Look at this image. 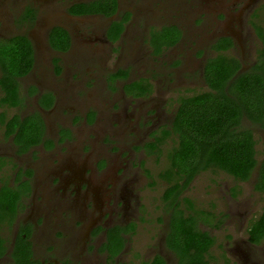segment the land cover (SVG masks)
I'll use <instances>...</instances> for the list:
<instances>
[{"label":"rangeland","instance_id":"374dc122","mask_svg":"<svg viewBox=\"0 0 264 264\" xmlns=\"http://www.w3.org/2000/svg\"><path fill=\"white\" fill-rule=\"evenodd\" d=\"M68 1L0 0V37L7 38L5 36L24 33L35 43L40 44V50L42 25L51 22L50 19H53L51 23L53 24L62 18L64 15L62 7H66ZM228 1L229 4L226 5V0H120V15L127 17L128 20V37L133 31L138 32L135 42L140 47V62L132 60L133 62L130 63L124 58L127 55L131 59L130 47L135 44L128 37H125L121 44L113 46L102 43L103 30L99 28L101 23L99 19L94 20L98 23L96 26H91L95 40L92 48L88 42L86 43L87 39L83 41L85 37L81 35L82 31L76 32L77 22H68L67 28L72 35V47L65 60L89 68L85 84L89 85L90 89L83 92L82 82L74 80L71 72L64 70L56 77L59 81H64V84L58 85L57 82H52V85L48 86L57 92L58 105L51 112L42 115V120L48 138L55 137L57 129L67 126L71 120H78L75 124L74 141L68 146L64 158L67 164L76 165L71 168L70 175L59 174L58 169L50 166L45 173L37 175L35 189L45 193L54 186H64L68 181L73 183L82 181L83 185H88L95 206L101 207L102 198L108 194L103 181H108L111 187L119 177L120 182L130 179L131 185L127 188L128 195L132 190L133 197L132 209L129 211L130 219L123 222L120 218V224L126 227L134 225V227L125 234L126 243L120 264H138L144 261L145 256L152 258L154 254L166 253L162 245V237L168 223V212L162 195L167 185L158 175L167 167L166 153L174 147L175 138L171 136L166 140L165 147L168 150L163 153L160 160L150 156L145 158L142 151H136V154L129 159L135 164L133 168L136 171L133 172L136 175L132 176L123 171L122 165L126 162L113 154L109 157V167L104 176L97 177L90 170L91 162L95 159L91 152L103 151L105 142L114 141L117 147L125 144L126 136H134L138 131V125L143 124L145 117L150 118L157 105L160 106L159 112H162L161 109L165 108V105L166 111L174 110L180 97L204 91L201 69L204 61L207 62L208 59L218 55L215 37L220 36L233 42L236 48L232 54H235L245 67L241 72L251 68L261 48V40L255 32L254 24H260L256 15L261 14L264 0L253 3H249V0H234L232 1L234 6L230 0ZM23 8H33L34 13L41 16V24L36 25L34 21L22 29L19 23L22 21ZM61 23L65 25L64 22ZM166 26H176L180 30L182 39L175 46L167 47L159 56H155L156 64L151 65L146 61L152 54L146 44L147 32L152 28L160 29ZM95 37L98 38V42ZM124 46L126 48L120 50ZM89 53L96 57L95 64L90 61L93 57L88 55ZM117 70L131 71V76L137 79L153 78L151 95L137 101L123 98L122 85L109 80V76ZM27 81L31 82V79ZM67 100L77 102L73 104L76 106L87 101L90 108L98 112L99 121L91 125L83 124L81 109H76L72 114ZM130 101L132 103H129ZM14 111H7V115L13 114ZM110 113L119 114L112 117L116 128L107 120L113 115ZM118 120H120V130H116L112 135L115 139L112 140L108 132L118 129L116 124ZM243 124L253 131V137L257 141L256 158L260 163L264 159V131L259 130L246 119ZM133 141L131 139L128 142L133 143ZM142 143L143 140L139 144ZM83 146L88 149L87 152H83ZM37 151H33L34 157L37 156ZM6 153L9 154L7 151ZM124 160L126 161L125 158ZM139 160L142 162L140 167L136 166ZM84 168H87V172L83 171ZM43 171L44 168L41 169V172ZM256 174L257 170H254L248 181L238 182L221 171H205L196 176L183 192L181 197L189 199L195 210L210 215L206 223L203 220L198 223L200 229L208 232L214 239L209 251L210 264H264V241L253 246L247 239L250 222L258 217L264 207L263 195L254 189ZM51 177L54 179L49 182ZM105 178L107 180H104ZM69 200L68 204L78 209L80 218H86L87 222L89 219L96 221V214L87 212L85 200L81 196L75 195L73 200ZM41 201L46 203V199ZM87 222L77 220L75 226L67 229V237L71 242L74 241V252L68 257L76 261L75 264L82 263L79 258L84 252L79 253V249L84 245L82 238L88 234ZM50 236L51 233L40 227L37 237L42 239ZM167 262L175 264L174 257L170 256Z\"/></svg>","mask_w":264,"mask_h":264},{"label":"flooded vegetation","instance_id":"af4514ba","mask_svg":"<svg viewBox=\"0 0 264 264\" xmlns=\"http://www.w3.org/2000/svg\"><path fill=\"white\" fill-rule=\"evenodd\" d=\"M99 1L101 0H69L67 2V6L62 7L64 15L62 18L59 17L62 20L59 19L55 23L51 24L53 19H50L51 22L42 25V33L40 34L42 39V48L40 50V44L35 43L24 33H19L13 36H5L7 38L0 37V40H10L15 36H25L31 44L33 60L32 67L28 73L21 76L17 80L19 83V106L9 108L0 105L2 108V110H0V189L6 186L7 189H9L10 194L12 193L14 195L15 202L12 209L10 207H0V264H15L16 260L24 261L26 255H29V260L34 264H75L76 261L74 262L68 257L69 254L71 255V253L74 252V241L71 242L67 237V229L75 226L77 220L87 222L86 218L79 217V211L77 208L68 204V200H73L75 195L81 196L85 200L84 205L88 213L92 215L96 214V221L93 222L89 219L86 224L88 234L82 238L84 245L79 249V253L84 252L82 257L79 258V260L82 261L81 264H120V258L123 256L126 243L125 234L128 230H131L130 228L134 227V225L126 227L120 224V218H122L123 222L130 219L129 211L132 209L131 199L133 198L131 196L132 190L129 195L127 191L128 186L131 185L130 179L122 180L120 182L119 177L115 183L111 184V187H109V183H107L108 181H103V184L107 187L106 192L108 194L102 198L101 207L95 206V202L93 197L90 195L91 191L88 185H83L82 181L79 183L68 181L64 184V186H54L49 189V192L46 190L45 193H40L39 190L35 189V187L37 188V175L45 173L50 166H54L58 169L59 174H71V168L76 164H67L64 161V158L66 157L68 146L74 141L75 124H77L78 120H71V123L67 124V126L58 128L56 135L53 138L47 137V130H45L43 123L44 128L41 141L28 146L16 145L13 141V135H6L7 120L11 119L14 115H18L20 121L35 115H38L42 120V115L51 112L57 107L59 96L56 91L51 90L48 86L52 85V82H57L58 85L64 84V81L61 82L56 78L64 70H69L74 80H78L80 83L82 82V85H84L83 92H87L90 89V86L85 84L89 68L81 67L83 64L80 66L77 65L76 62L69 63L65 60V56L72 47V35L67 28L69 21L72 23L74 21L77 22V24H75L76 32L79 30L82 31L81 35L85 37L83 41L87 39L86 43L88 42L91 45V48L94 47L95 43L92 36L93 28L91 26H96L98 24L97 22H94L96 19L101 21L99 28H102L103 30L101 40L104 45L108 44L113 46L119 43L121 44L125 37H128V20L127 17L120 15V0H115L116 9L113 13L108 15L103 12H92V4ZM232 1L234 0H230V3H233ZM254 1L258 2L259 0H249V3H253ZM79 4L85 5V10L88 12L72 14L70 9ZM225 4L228 5L229 1L226 0ZM232 5L234 6V3ZM47 10L48 9H46V11ZM23 11L22 21L19 23L22 29H25L28 24L34 21L36 22V25L41 24L42 19H40L41 16L38 13H34L33 18L27 16V13H29L28 11L34 12L33 8H23ZM61 21L64 22L65 25H63ZM114 22L119 24L122 23V31L115 39L112 38L111 35H108L109 28ZM168 27L170 28V26L162 27L160 29L152 28L147 32L146 44H148L147 46L150 48V52L152 54L150 55L151 58L146 59V61L151 65L156 64L155 56H159V54L165 49L164 48L158 53L155 52V49L152 46L151 32L155 30L161 31ZM55 28L63 29L68 35V46L65 47V49H57L50 44L49 34ZM137 34L138 32L136 30L128 37L130 41L135 43L133 47H130L129 53L132 56L131 59L127 55L124 56V58L129 60L128 62L130 63L133 62L132 60L140 62V47L135 42ZM180 39H182L181 34L178 42ZM214 39H217V42H219L220 40L226 38L218 36ZM96 40L98 42V38H96ZM230 42L231 46L226 50V52L232 54L234 53L236 47L232 41ZM173 46H175V44H173ZM124 48H126V46L121 47L120 50H124ZM88 55L93 57L90 61L95 64L96 57L90 53ZM232 55L236 56L235 54ZM239 62L241 64L240 71H242L245 67L241 63V60H239ZM254 62L255 60H253L252 64H254ZM205 63L206 61H204V65L201 69L202 77L204 75ZM120 71L127 73L126 78L120 77ZM131 75V71L117 70L109 76V80L110 82L120 83L122 85L121 96L123 98L127 97L131 98L133 101H137L138 99L149 97L151 93L142 97H133L125 93L124 86L126 84L147 82L152 85L154 82L153 78L137 79L133 78ZM28 79H31L32 83L28 82ZM35 80L37 81L35 82ZM203 83L205 85L204 88L206 89L204 78ZM48 101H50V103H48ZM67 103L72 109V114L76 112V109H81L82 115L80 116H82L83 124L91 125L99 121L98 112H95L93 108H90V104L87 101L81 102V105L77 104L78 106L73 105L77 102H73L71 100H67ZM129 103H132V101ZM178 106L179 104L177 103L174 110L170 109L169 111H166L165 105V108L161 109L162 112H159L158 110L160 109V106L157 105L156 109L150 115V118L145 117L143 124L138 125L139 128H137L138 131L136 134L134 136H126L125 144L117 147L115 144L116 142L114 141L105 142L103 144V151L95 150L91 152V155H94L95 157V159L91 162V172L95 173L97 177L104 176V173L109 167V157L113 154L117 157H121L122 161L126 162V166L125 164L122 165L123 171L128 172L131 176L136 175L133 172L136 170L133 168L135 165L134 161L129 159L136 154V151H142L145 158H149L150 156L153 158L157 157L160 160L163 153L168 150L165 147L166 140L171 136H169L165 142L158 145V148L160 149L159 153H149L146 146L153 143L155 144L157 137L160 136L164 129L170 130V126L173 122ZM25 108L27 109L25 113H23ZM9 110H15L16 112L14 111L13 114L7 115V111ZM116 115L119 114H113L107 119L111 125H114L112 117ZM1 117L5 118L4 123L1 122ZM116 124L118 129H115V131L110 130L108 132V136L112 140L115 139L112 135L116 132V130H120V120H118ZM114 127L116 128L115 125ZM140 127L142 128L140 129ZM151 130L152 132H150ZM131 139L134 140L133 143L128 142ZM142 140L143 143L139 144ZM134 142H137V144ZM84 147L85 146H83V152H87L88 149ZM35 150H38V154L34 157L33 151ZM6 151L9 152V154L6 153ZM165 159L167 162L166 157ZM141 164L142 162L139 160L136 166L140 167ZM42 168H44L43 172H41ZM83 171L87 172V168H84ZM53 179L54 178L51 177L49 182H52ZM40 180L38 183H40ZM104 180L107 179L105 178ZM51 185L53 184H50V186ZM41 199H46V203L41 201ZM41 203H43V205H41ZM40 227L51 233V236L42 239L41 237H37ZM111 230H115V234L117 233L119 234V237H122L123 247L121 250L118 249L119 247L117 249L110 248L109 232ZM167 230L168 223L162 237V245L165 247L164 249L166 253L154 254L152 258H147V256H145L144 261L141 263L139 262L138 264H150L156 257H160L164 264H168L167 261L170 256H173L175 264H178L177 257L166 247ZM247 239L250 245L256 246L249 241V237Z\"/></svg>","mask_w":264,"mask_h":264},{"label":"trees","instance_id":"16d2710c","mask_svg":"<svg viewBox=\"0 0 264 264\" xmlns=\"http://www.w3.org/2000/svg\"><path fill=\"white\" fill-rule=\"evenodd\" d=\"M92 7V12L108 15L115 11L116 3L115 0H101ZM85 8L83 4L75 5L70 12L87 13ZM28 12L27 16L33 18L34 12ZM256 17L260 24H254V29L261 40V48L251 68L241 72L238 58L227 54L226 50L231 46L229 39L217 42L215 48L218 55L208 59L204 67L206 89L180 97L170 130L164 129L155 144L146 146L149 153H159L158 145L169 136L175 138L174 147L166 153L167 167L158 176L167 185L162 195L169 217L166 247L177 257L178 264H210L209 251L214 239L198 225L201 220L206 223L210 215L195 210L189 199L181 197L196 176L217 170L235 181L246 182L257 170L254 189L264 197V159L258 163L257 141L253 131L243 124L246 119L264 131V3L261 14ZM121 31L122 23L114 22L108 35L115 39ZM179 37L180 32L174 26L155 30L151 32L152 46L158 53L176 44ZM49 41L54 48L65 49L68 35L63 29L55 28L49 34ZM32 62V47L25 36L0 40L1 106H19L17 80L28 73ZM126 76V72L120 71V77ZM124 91L133 97H142L152 92V85L135 82L126 84ZM1 122L4 123L5 118L1 117ZM6 128V135H13L16 145L28 146L41 141L44 127L38 115L22 121L18 115H14L7 120ZM14 204V195L6 186L2 187L0 207L12 209ZM247 234L249 241L255 245L264 240V207L258 217L251 221ZM109 241L110 248L122 249L123 239L115 234V230L109 232ZM15 264L34 263L26 255L24 261L16 260ZM150 264L164 262L156 257Z\"/></svg>","mask_w":264,"mask_h":264}]
</instances>
